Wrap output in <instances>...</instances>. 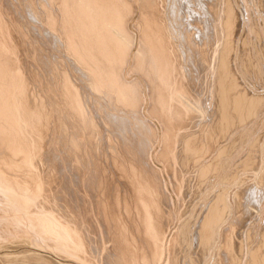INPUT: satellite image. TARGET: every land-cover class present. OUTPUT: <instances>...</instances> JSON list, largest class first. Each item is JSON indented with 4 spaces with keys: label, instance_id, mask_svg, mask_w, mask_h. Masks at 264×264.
Returning a JSON list of instances; mask_svg holds the SVG:
<instances>
[{
    "label": "bare ground",
    "instance_id": "1",
    "mask_svg": "<svg viewBox=\"0 0 264 264\" xmlns=\"http://www.w3.org/2000/svg\"><path fill=\"white\" fill-rule=\"evenodd\" d=\"M240 1L0 0V194L58 257L264 264V21Z\"/></svg>",
    "mask_w": 264,
    "mask_h": 264
},
{
    "label": "rangeland",
    "instance_id": "2",
    "mask_svg": "<svg viewBox=\"0 0 264 264\" xmlns=\"http://www.w3.org/2000/svg\"><path fill=\"white\" fill-rule=\"evenodd\" d=\"M242 1V0H241ZM240 1V2H241ZM246 2H247V0H245ZM252 1V2H251ZM257 2V4L255 3V2ZM248 0V2H251L252 4H249L248 2L246 3H244V1H242V3L241 4H243L244 6H248L249 7V12L251 13H253L254 14V16L256 15V13H258L259 11H261L263 8H264V4L262 5V3H264L263 2V0L260 2L259 0ZM261 3V5H259ZM257 6H256V5ZM252 5H255V6H252ZM246 6V7H247ZM251 6V7H250ZM247 7V8H248ZM255 9H254V8ZM258 7H262L261 9H259ZM251 8V9H250ZM256 9H258V10H256ZM252 10V11H251ZM258 11V12H257ZM256 12V13H255ZM252 13H251V15H252ZM261 13H263V15H264V9H263V11L262 12H259L258 13V15L259 14H261ZM262 15V14H261ZM253 16V20H254V22L255 21H257V25L258 26H256L255 27V29L256 30H260V28H261V25H262V22L264 21V19H263V17L262 16H255L254 17ZM260 17V18H259ZM256 19V20H255ZM262 19V20H261ZM259 21V22H258ZM262 21V22H261ZM261 23V24H260ZM264 23V22H263ZM194 25V24H193ZM260 25V26H259ZM258 27H260V28H258ZM254 30V29H253ZM261 31V30H260ZM251 32H253V31H251L250 30V32H249V37L250 38H248V40H253V36H255V33L253 34H250ZM253 37V38H252ZM263 38H264V35L262 36ZM241 146V145H240ZM160 165V164H159ZM162 165H160V167H161ZM164 173V172H163ZM240 173H241V171H240ZM0 193H2V191H0ZM173 194V193H172ZM3 195H5V193L3 192V194H0V256L1 255H5V254H15V253H18V252H20V251H22L23 249L25 250V249H32L33 251H39V253H40V251H41V254H46V255H51L53 258H55V259H58L60 262H63V263H65V264H81V263H79V262H77L76 260H75V262H74V260H72V259H69V258H67L66 259V257H64V258H62V257H58L56 254H54V252L51 250V249H48V243H47V241H45V240H43V238L41 239V236H40V234H38V233H35L34 231L35 230H31V226H30V224L28 223V225H24V223L25 222H23L22 223V221L19 223V221H18V219H20V216H22L23 218L25 217V215L26 214H24V213H22L23 212V210L19 207V206H14V204L13 203H11V201H9V198L8 197H6V195H5V197L3 196ZM174 195V194H173ZM174 201H175V211H176V214H178L179 212V209H178V206H179V203H178V199L174 196ZM264 201V200H263ZM176 202H177V204H176ZM186 207V206H185ZM11 208H13V209H11ZM20 208V209H19ZM185 210H186V208H184ZM183 209V210H184ZM185 210L184 211H182V212H184V214H182V212H181V216L182 217H184V215L186 214L185 213ZM9 214V215H8ZM24 214V215H23ZM20 215V216H19ZM18 216V217H17ZM18 218V219H17ZM180 218V217H179ZM187 217H185L184 218V223H186L185 221H187V220H185ZM254 218H255V220H256V224L255 225H253L255 228H254V230L256 229V227H258V226H261V227H263L264 226V202H262L259 206H256V208L254 209ZM177 219V218H176ZM17 220V221H16ZM22 223V224H21ZM262 224H263V226H262ZM186 229V228H185ZM184 228H183V230H185ZM260 229V228H259ZM6 230V231H5ZM253 231V230H252ZM26 232H29L30 233V235H31V237H33V239H32V244L31 245H28V243L26 244L24 241L23 242H21V239L24 237V235L26 234ZM255 232H256V230H255ZM255 232H254V234L253 235H255ZM183 235H186V233H185V231L183 232ZM194 235V234H193ZM7 236V237H6ZM23 236V237H22ZM11 242V243H10ZM14 242H15V245H16V248L14 247ZM17 242V243H16ZM44 242L46 243V244H44ZM6 243V244H5ZM7 243H9V244H11V246L13 245V248L11 247V248H6V247H9L10 245L9 244H7ZM13 243V244H12ZM20 244V245H19ZM22 244V245H21ZM201 245H200V250L202 249V245H203V243L201 242L200 243ZM6 245V246H5ZM19 245V246H18ZM34 245V246H33ZM45 245H47V246H45ZM3 246V247H2ZM25 246V247H24ZM38 246H39V248H38ZM41 246V247H40ZM33 247V248H32ZM6 249V250H5ZM14 249V250H13ZM3 250V251H2ZM43 251V252H42ZM63 259V260H62ZM69 259V260H68ZM165 260V259H164ZM162 263L163 264H165L163 261H162ZM161 263V264H162ZM203 263V262H202ZM201 263V264H202Z\"/></svg>",
    "mask_w": 264,
    "mask_h": 264
}]
</instances>
